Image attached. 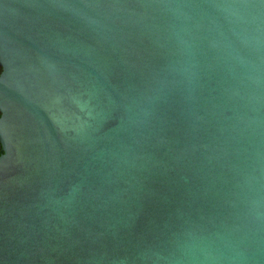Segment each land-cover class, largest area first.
<instances>
[{"label":"water","instance_id":"95a60500","mask_svg":"<svg viewBox=\"0 0 264 264\" xmlns=\"http://www.w3.org/2000/svg\"><path fill=\"white\" fill-rule=\"evenodd\" d=\"M0 264H264V0H0Z\"/></svg>","mask_w":264,"mask_h":264},{"label":"trees","instance_id":"16d2710c","mask_svg":"<svg viewBox=\"0 0 264 264\" xmlns=\"http://www.w3.org/2000/svg\"><path fill=\"white\" fill-rule=\"evenodd\" d=\"M0 72H1V69H0ZM0 155H1V146H0Z\"/></svg>","mask_w":264,"mask_h":264}]
</instances>
